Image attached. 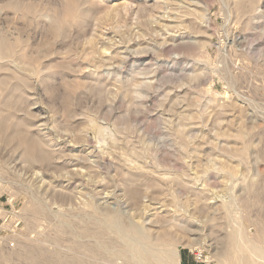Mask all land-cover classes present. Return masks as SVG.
Here are the masks:
<instances>
[{"label": "rangeland", "instance_id": "rangeland-1", "mask_svg": "<svg viewBox=\"0 0 264 264\" xmlns=\"http://www.w3.org/2000/svg\"><path fill=\"white\" fill-rule=\"evenodd\" d=\"M183 1L0 0V264H125L89 202L170 264L264 263V0Z\"/></svg>", "mask_w": 264, "mask_h": 264}, {"label": "bare ground", "instance_id": "bare-ground-1", "mask_svg": "<svg viewBox=\"0 0 264 264\" xmlns=\"http://www.w3.org/2000/svg\"><path fill=\"white\" fill-rule=\"evenodd\" d=\"M177 1H178L177 5L179 3L183 4V2H184L183 0H177ZM118 3H113V4H114V6H117V5L120 4V3L119 4ZM121 4H123V3H121ZM199 8H198V6H194L193 10L194 9L195 10H199ZM172 19H173V17H172ZM160 22H158V23H160V25H161L163 21L161 20ZM171 22H166L167 24L166 23H164V24H165V26L167 28H170L172 25L169 24V23H171ZM173 22H175V21H173ZM165 26H163V27L166 29ZM160 27L162 28V26H160ZM137 38L139 39V37H137ZM136 45H138L140 47L139 42H137ZM1 47L2 46L0 45V50L2 49ZM28 147H29V149L26 150L27 155L31 156L32 158L35 157V156L32 155L34 144H29ZM39 157L42 158V154L41 153H39ZM231 171H232V167H231ZM39 200H41V199H39ZM88 206L90 207V209L92 211V214L96 215V219H94L96 222L94 221V223H96L95 225H97L99 233L104 235V234H107L109 232L112 233V231L115 232V234L117 235V238H118V243H115L114 241H111V239L110 240L106 239V241H104V242H98L96 240L95 246H93L92 244H88V245L86 244V246L84 245V249L87 252L98 253L97 251H101V253L103 254V258L105 260L112 261V260H114L116 258H122L125 264H137V263H139V264H141V263H144V264H170L171 261H172V258H176V260H177V258L179 257V254H178V252L176 250H171L172 253L169 254L168 247H166L163 244L164 242L161 243L163 240H165V237H162L161 235H159V233L158 234H154V235H156L155 236V240L151 239L150 237L153 236V238H154V235L149 232L150 231L149 229L147 230V228L145 227V225L142 222L130 220L131 223H128L129 225H127L126 227L122 228V224L120 222L121 220L119 221V219H118V217H119L118 213H113V212L111 213L110 210H108V209H105V211H102V213H100L97 210L98 209L97 206H95L93 202H89ZM171 208H172V206H171ZM84 229H87V228H84ZM157 235H158V237H157ZM110 236H111V234H110ZM77 237L78 238L81 237L80 234H77ZM227 240L229 241L230 245L233 246V248L236 247V251H237V236H236V234L232 233V232H231V234L229 233ZM248 250L251 253H253L254 255H256L258 257V259H259V257L261 259H264V247L251 243V245L248 246ZM238 251H240V254H241L240 255V259L241 260H244V259L247 260V258H245V255H244V252H243L242 248H239ZM72 258L73 259L59 257L57 259V261L55 262V264L56 263H59V264H85L82 260L78 259L77 257H72ZM253 261L254 260H252V262ZM175 263H177V262H175ZM37 264H44V263H42V262L39 263L38 262ZM252 264H256V263H252ZM261 264H264V263H261Z\"/></svg>", "mask_w": 264, "mask_h": 264}, {"label": "built area", "instance_id": "built-area-1", "mask_svg": "<svg viewBox=\"0 0 264 264\" xmlns=\"http://www.w3.org/2000/svg\"><path fill=\"white\" fill-rule=\"evenodd\" d=\"M10 209H11L10 210L11 213L14 214V212H15L14 205L10 206ZM6 217H7V215H6ZM6 217H4V219H2V222L7 219ZM0 219H1V217H0ZM19 223H20L19 219L15 218V220H13V223H12V225L9 228H6L5 230H1L0 229V247H2V246L13 247L14 246V241L12 240V237L6 239L4 237V235L2 234V232H5L8 235L12 236L16 232L17 226H18ZM201 257H202V251H200V250H199V252L194 254V258L196 260L201 259Z\"/></svg>", "mask_w": 264, "mask_h": 264}, {"label": "crops", "instance_id": "crops-1", "mask_svg": "<svg viewBox=\"0 0 264 264\" xmlns=\"http://www.w3.org/2000/svg\"><path fill=\"white\" fill-rule=\"evenodd\" d=\"M184 264H198V260H196L194 257L190 258L189 255H187Z\"/></svg>", "mask_w": 264, "mask_h": 264}]
</instances>
